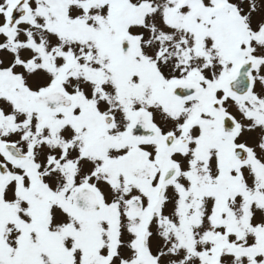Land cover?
Wrapping results in <instances>:
<instances>
[{
  "label": "snow or ice",
  "instance_id": "6c2138e0",
  "mask_svg": "<svg viewBox=\"0 0 264 264\" xmlns=\"http://www.w3.org/2000/svg\"><path fill=\"white\" fill-rule=\"evenodd\" d=\"M0 264H264V0H0Z\"/></svg>",
  "mask_w": 264,
  "mask_h": 264
}]
</instances>
